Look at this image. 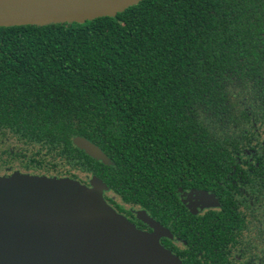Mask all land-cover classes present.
I'll use <instances>...</instances> for the list:
<instances>
[{
  "label": "trees",
  "instance_id": "obj_1",
  "mask_svg": "<svg viewBox=\"0 0 264 264\" xmlns=\"http://www.w3.org/2000/svg\"><path fill=\"white\" fill-rule=\"evenodd\" d=\"M241 155H260V200L250 227L213 233L236 229L264 264V0H142L84 23L0 27V172L14 157L84 183L79 171L158 216L160 185L219 193L248 177Z\"/></svg>",
  "mask_w": 264,
  "mask_h": 264
},
{
  "label": "water",
  "instance_id": "obj_2",
  "mask_svg": "<svg viewBox=\"0 0 264 264\" xmlns=\"http://www.w3.org/2000/svg\"><path fill=\"white\" fill-rule=\"evenodd\" d=\"M140 1L0 0V27L84 23L115 17ZM73 144L112 165L88 140L76 137ZM107 190L96 177L85 185L19 172L0 176V264H182L159 244L165 230L144 211L139 218L155 233L138 230L107 204Z\"/></svg>",
  "mask_w": 264,
  "mask_h": 264
},
{
  "label": "flooded vegetation",
  "instance_id": "obj_3",
  "mask_svg": "<svg viewBox=\"0 0 264 264\" xmlns=\"http://www.w3.org/2000/svg\"><path fill=\"white\" fill-rule=\"evenodd\" d=\"M259 158L260 155H241L238 163L243 169L239 172L241 174L247 172L248 177H233L231 188H224L226 190L218 191L219 193L208 191L205 188L160 185L163 205L162 212L158 216H154L148 207L143 209L124 203L109 189L104 193V199L138 230L149 235L154 234V227L139 218L138 214L144 211L148 220H153L168 234V236L162 235L159 238V244L178 257L182 264H256L258 259L251 256L252 253L254 254L253 249L246 243L245 238L237 236L236 229H233L234 236H223L224 233L215 236L213 230L221 228L218 223L225 220L243 221V228L250 227L248 222L253 219L250 215L251 209L261 197V193L256 190L261 188L260 176L258 173L252 175L253 171L250 166H257ZM28 164L14 157L12 164L6 167L0 175L7 176L19 172L26 175L45 176L44 173L34 171L31 164ZM26 165L28 167L23 168ZM90 178L92 177L87 176L82 184L88 185ZM243 179L255 182L254 192L251 191V183L241 185ZM211 196L214 199H210ZM221 197L227 198L232 203L234 208L231 213L234 211L236 215H219L223 207Z\"/></svg>",
  "mask_w": 264,
  "mask_h": 264
},
{
  "label": "rangeland",
  "instance_id": "obj_4",
  "mask_svg": "<svg viewBox=\"0 0 264 264\" xmlns=\"http://www.w3.org/2000/svg\"><path fill=\"white\" fill-rule=\"evenodd\" d=\"M5 147L4 148H8V146H10V145H4ZM2 172H0V174H1ZM77 176H78V180H81V181H85L86 180V177L88 176V175H86V174H84V173H81V172H79V171H75L74 172ZM2 175V174H1ZM0 175V176H1Z\"/></svg>",
  "mask_w": 264,
  "mask_h": 264
}]
</instances>
